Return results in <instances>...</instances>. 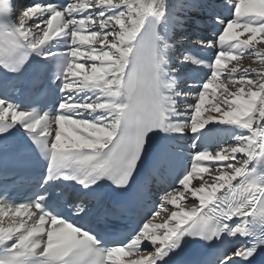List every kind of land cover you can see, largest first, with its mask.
Wrapping results in <instances>:
<instances>
[{
    "label": "snow or ice",
    "instance_id": "1",
    "mask_svg": "<svg viewBox=\"0 0 264 264\" xmlns=\"http://www.w3.org/2000/svg\"><path fill=\"white\" fill-rule=\"evenodd\" d=\"M179 7L195 13L177 18L181 30L221 28L196 40L214 58L183 53L172 65L166 0H33L19 13L0 0V264H264V0ZM26 68L38 91L22 107L8 92ZM198 69L210 75L180 89L182 74ZM182 97L193 100L181 106ZM221 132L235 143L190 153L128 239H106L131 204L167 184L180 142L208 144ZM33 158L45 175L16 200ZM58 181L72 182L67 199Z\"/></svg>",
    "mask_w": 264,
    "mask_h": 264
},
{
    "label": "bare ground",
    "instance_id": "2",
    "mask_svg": "<svg viewBox=\"0 0 264 264\" xmlns=\"http://www.w3.org/2000/svg\"><path fill=\"white\" fill-rule=\"evenodd\" d=\"M188 0H166V3L168 5V13H169V27L171 28V32H170V38H169V43H171L175 48H176V53L175 55L172 57L171 63L173 66H177L180 65L182 63V60L179 61L180 58H182V54L183 53H187L185 50H181L179 47L182 45L183 42L187 41V40H179L177 41V37L178 36H183V37H187L189 38L190 35L188 34V28L185 27L183 30H181L180 27L175 26L176 24V20L177 18L179 19H183L185 17V15H190L188 13H185L184 11H182L180 9V5L187 3ZM210 3H215V4H222L225 2V0H209ZM209 27V26H204V28ZM178 30V32H177ZM208 36L207 38H210L211 35L209 33V31L207 32ZM246 38V37H241ZM252 59H255V57H252ZM236 63V62H233ZM241 67H248L251 64V60L247 58V56L242 59V61H240ZM252 66L254 67H259V64H253ZM231 67V65H230ZM189 73V72H188ZM187 74V73H184ZM183 75V74H182ZM237 75H239V73H237ZM182 77V76H181ZM181 80V78H180ZM180 80L178 81V86L181 89V86H183V88L185 89V91L189 90V85H185V84H181ZM217 95H219V93H217ZM181 100V106H183V102L185 100L191 101L193 100V97H190L189 99H185V97L180 98ZM210 127H215V128H224L226 126H221V125H211ZM218 142L221 143V145H232L235 143V141L231 138V135L228 132H221L219 135V138L217 140ZM239 156V154H238ZM206 177L208 174H205ZM200 183L199 180H194L193 181V186H198ZM194 198H192L190 196V194L188 195V200L191 201ZM181 205L184 207H191V203L185 202V201H181ZM169 209H173V206L169 205L168 206ZM170 213H162L161 216L157 217L153 223H162L164 219H166L167 215H169ZM7 220V218H6ZM7 226V224L5 225ZM131 259H135L136 257H129Z\"/></svg>",
    "mask_w": 264,
    "mask_h": 264
},
{
    "label": "rangeland",
    "instance_id": "3",
    "mask_svg": "<svg viewBox=\"0 0 264 264\" xmlns=\"http://www.w3.org/2000/svg\"><path fill=\"white\" fill-rule=\"evenodd\" d=\"M188 14H190V15H195V13H188ZM184 30H185V29H184ZM194 31H196V29H192L191 32H189V34H192V32H194ZM177 32H178V30H177ZM180 37H181V36H178L176 40H177V41L180 40ZM179 60H181V59H179ZM230 145H231V144H230ZM226 146H228V145H226ZM216 148H217V147H216ZM193 185H194V184H193ZM181 190H182V189H181Z\"/></svg>",
    "mask_w": 264,
    "mask_h": 264
}]
</instances>
